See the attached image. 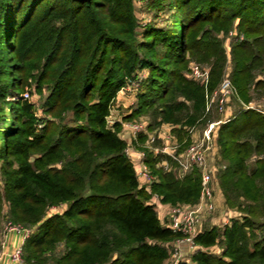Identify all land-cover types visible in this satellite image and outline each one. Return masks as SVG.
<instances>
[{
  "label": "trees",
  "instance_id": "obj_1",
  "mask_svg": "<svg viewBox=\"0 0 264 264\" xmlns=\"http://www.w3.org/2000/svg\"><path fill=\"white\" fill-rule=\"evenodd\" d=\"M169 5L174 23L148 26L138 39L133 0H0V224L31 228L22 245L28 264H166L170 257L181 234L162 225L148 201L155 193L162 203L193 206L200 172L180 175L167 155L146 150L155 180L139 184L121 125L107 122L126 78L148 71L124 120L147 114L150 129L176 125L182 141L183 127L205 121L206 90L224 72L216 34L238 19L245 38L230 50L231 82L244 103L251 91L264 93L256 79L264 69V0ZM191 60L210 65L207 89L184 75ZM26 86L40 95V118L19 97ZM227 117L214 129L216 178L236 215L204 225L194 236L201 248L175 264H264V114L240 109ZM163 159L170 169L156 166ZM214 245L219 253L209 250Z\"/></svg>",
  "mask_w": 264,
  "mask_h": 264
},
{
  "label": "built area",
  "instance_id": "obj_2",
  "mask_svg": "<svg viewBox=\"0 0 264 264\" xmlns=\"http://www.w3.org/2000/svg\"><path fill=\"white\" fill-rule=\"evenodd\" d=\"M191 75L193 78L198 79L207 89L209 79V72L207 70L200 68L197 64H192ZM142 78L140 80H142ZM125 84L120 90H123L126 86H132L137 83L132 78H126ZM28 96L29 94L27 91L23 92V97L27 98ZM233 96H237V94L231 80L229 78H223L213 92L208 93L206 90V112L211 109L212 104H215L216 110L221 114H225L228 108L227 103ZM243 105L244 109L254 108L251 103ZM229 119L230 118L225 117L218 120H208L201 137L197 140L190 141L182 149V146L180 147L177 142H171L172 138L170 135H166L168 143L162 145L156 144V135H152L148 139V147L155 154L162 153L167 155L174 162L180 175L191 171L193 168H197L200 172L201 190L199 201L193 206H172L168 216L167 225L173 232L181 234L180 237L174 240L170 250L169 258L173 260L172 264H175L178 259L183 258L180 249L181 244H187L190 249H195L197 247L194 242V236L197 234L198 227L201 223V213L204 210L206 212H211L215 209L208 156L214 146L215 127ZM108 121L110 124L112 123V120ZM125 126L130 128L133 134H137L144 130L145 124L142 121H133L125 123ZM191 131L192 128L189 132ZM125 151L130 157V147L127 146ZM138 156L137 164H139V170L137 175L144 178L147 183H151L155 180V177L151 174L148 165L144 162V151L141 150ZM160 166L166 170L170 169V165L164 159L161 160ZM222 167H224V165H222ZM30 232V228L9 222L5 231L2 232V235L0 234V246L2 247L0 250V259L7 256L15 264H27L22 257V245ZM8 233H15L19 236L18 243L9 253L6 251V237Z\"/></svg>",
  "mask_w": 264,
  "mask_h": 264
},
{
  "label": "rangeland",
  "instance_id": "obj_3",
  "mask_svg": "<svg viewBox=\"0 0 264 264\" xmlns=\"http://www.w3.org/2000/svg\"><path fill=\"white\" fill-rule=\"evenodd\" d=\"M151 1L152 0H133V11L135 14V18L138 22V27L136 30L137 34H138V39H141L142 32L148 26H152L153 28H156V29L157 28L161 29V28H167L174 23L173 22L174 21L173 15L175 13V9L173 6L169 5L170 0H159V4L156 6L150 5ZM237 20L238 19H235L233 26L230 29H228V31H219L216 34V36L222 40L223 48H224L225 55H226V63L224 66V72L222 73L220 81L223 78H229L231 80V77H230V71H231L230 50H231L232 45L235 42L241 40L242 38L243 39L245 38L244 34L242 32H238V30L235 28V25L238 22ZM192 64H197L200 68L205 69L209 72L210 65H208L205 62H197V61L191 60L187 66V69L184 71V75L189 79L198 80V79L193 78L191 75ZM147 74H148V71L146 69H142V70L137 71V73L135 75L128 77V78H132L137 84L132 85V86L131 85L126 86L123 90H120V94H119L120 97H118L120 99L118 100V102L116 101V104H118L116 106V109L119 110L120 114H127V113L131 112V110H132L131 108H132L133 104L136 102V94L139 92L143 78L145 75L147 76ZM141 78H142V80H140ZM256 79H260V80L264 81V69L261 71H258V73H256ZM220 81H219V83H220ZM219 83H218V85H219ZM218 85L211 92H213L218 87ZM26 91L29 94V96L27 98L23 97V92H26ZM211 92H208V93H211ZM251 93H252V98L247 103L240 101L238 96L231 97V99L227 103V106L229 107V109L225 114L219 113L215 108V104H212L211 109L208 111V113L206 112L207 114H206L205 118L203 119V121L204 120L205 121L202 123L196 124L194 127L195 131H197V133H198L197 138L199 139L201 137L200 134L202 135L203 130H204L205 125H206L208 120H218V119L225 118L226 115L227 116L233 115L238 110L244 109L243 104L247 105V104L251 103V104H253L254 108H257V110H259L260 112H262L264 114V93L260 92L258 94L255 91H251ZM117 96H118V94H117ZM19 97H22V99L24 98V99H26L29 102L34 104V114H35L36 118H40L41 116H43L41 108H40L41 99H40L39 93L34 91L32 88H29L26 86L23 89V91ZM121 98H123V99H121ZM126 107H128V108H126ZM254 108H249V109H254ZM108 120H112V118H110L108 116ZM134 120L142 121V122L144 120H146V121L148 120L150 122V117L147 114H143ZM38 121L39 120H37V123H36L38 125L37 128H39V126H40ZM114 121L115 120L113 119L112 122H114ZM107 122H108V124H110L109 121H107ZM124 122H126V123L133 122V120H127ZM197 138H195V139H197ZM215 148H218V147L215 146ZM63 208H64V205L52 207L48 210V213L49 214L50 213H56V212L62 211ZM216 212L217 211L207 212L208 214H205L206 213L205 212L201 218V221L203 222L207 218L209 219L210 216H213V215L215 216ZM262 220L264 222V219H261V221ZM9 222H10L9 219H5V218L2 219L1 224H0V234L1 235H2V232L5 231V228H6V226H8ZM202 222H201V225H202ZM203 225L208 226L209 224L206 223V221H205V222H203ZM12 235H17V234L8 233L7 237H6L7 244H8L9 239ZM0 241H1V238H0ZM7 247H8V245H6V248ZM1 249H2V247L0 246V250ZM22 257H23V254H22ZM1 263H2V259H0V264ZM26 263L28 264V262H26ZM172 263H173V260L171 258H169V260L166 262V264H172Z\"/></svg>",
  "mask_w": 264,
  "mask_h": 264
},
{
  "label": "crops",
  "instance_id": "obj_4",
  "mask_svg": "<svg viewBox=\"0 0 264 264\" xmlns=\"http://www.w3.org/2000/svg\"><path fill=\"white\" fill-rule=\"evenodd\" d=\"M119 94H120V92L118 93V96H116L115 100L113 101V105L111 106L109 117L112 118V120L114 119L115 120L114 122H118L121 125L120 131H119V136H120V138H122L126 142L127 146L130 147V159L133 162L136 174L138 173V170H139V164H137V162H138L137 160L139 158V156H138L139 152L141 150H143V151L147 150L148 153L155 154L148 147L149 146L148 139L150 136L156 135V137H157L156 142L159 143L158 145H162V144L168 143V138L166 137V135H170L172 138L171 142L172 143L177 142L180 145V147L183 145V143H185L186 138L189 139V142L192 140L198 139L197 138L198 133H197V131H195L194 126L183 127L187 132V137L181 141V140H179L177 133L174 131V129L177 128L176 125L163 123V124H160L159 126H156L153 129H150L148 127V124H149L148 120L143 121V123L145 124L143 131H141L137 134H133L131 129L128 128L127 126H125V124H124V123H126L124 121H127V120H124V118H123L126 114H120L119 110L116 109V106L118 105V104H116V101L118 102V100L120 99V98H118V97H120ZM121 99H123V98H121ZM126 108H128V107H126ZM228 109H229V107L227 108V111H228ZM225 117H227V115ZM133 121H136V120H133ZM191 128H192V131L189 132ZM139 136H142V140L139 139ZM200 136H201V134H200ZM195 138H197V139H195ZM215 146L216 145L214 142V146L212 147V150L210 151L209 156H208V166H209L210 171H211V185H212L213 196H214V200H215L214 211H217L216 212L217 215L215 214V216L214 215L210 216L209 219L207 218L205 221H206V223L209 224L208 226L215 225V226L220 227L221 225L227 223L231 217L235 216L236 212L232 209H228L227 206L225 205L224 197H223L222 191L219 187V184H218V181L216 178L217 170L219 167L218 163H217L219 155H218V148H215ZM182 147H181V149H182ZM143 159H144V157H143ZM160 164H161V161H159L156 164V166L160 167ZM137 178H138L140 185L149 186L150 183H147L144 178H142L138 175H137ZM148 202L154 205L161 224L167 226L168 216H169V213L171 211L172 206L168 203H162L160 200V197L155 193L152 194V196L150 197ZM205 212L206 211L204 210L201 213V216H200L201 218ZM205 214H208V213L206 212ZM205 221H203V222H205ZM203 222H202V225L200 223L201 226L199 225L198 232L204 226ZM18 240H19V236H17V235H12L10 237L9 242L7 244L8 247L6 248L8 253L16 246V244L18 243ZM196 248H201V247H199L197 245ZM180 249H181V254L183 255V258L188 256L189 253L193 250V249H190L187 246V244H185V243L181 244ZM209 250L212 252H215V253L220 252V248L217 245L211 246L209 248ZM1 259H2L1 264H14L7 257H3ZM168 260H169V258L166 260V262ZM192 264H194V263H192Z\"/></svg>",
  "mask_w": 264,
  "mask_h": 264
}]
</instances>
